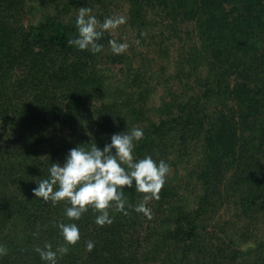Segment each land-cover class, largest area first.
I'll list each match as a JSON object with an SVG mask.
<instances>
[{
  "label": "trees",
  "instance_id": "1",
  "mask_svg": "<svg viewBox=\"0 0 264 264\" xmlns=\"http://www.w3.org/2000/svg\"><path fill=\"white\" fill-rule=\"evenodd\" d=\"M59 2L60 7L35 15L36 23L26 25L23 15L35 5L0 0V246L7 249L0 264H46L35 249L47 243L53 250L68 247L57 264H264V165H258L264 157V0ZM119 3L126 7L127 25L136 31L134 57L140 59L150 40L157 44L153 25L163 23V40L177 38L172 43L174 80L169 79L167 97L154 108L160 117L146 109L152 88L139 77L140 63L132 72L126 68V91L111 93L103 65L95 69L92 61L67 56L79 50L67 43L73 29L63 16L87 7L102 23ZM152 15L160 22L150 21ZM183 21L195 24L193 33L185 30L189 45L172 27ZM111 38L104 33L98 42L105 46ZM102 50L105 65L123 62V52ZM79 52L90 57L86 50ZM224 75L232 77L222 85ZM98 88L111 100L93 107L89 102ZM211 102L219 104L218 116L204 122L198 108ZM134 125L144 131L136 142V159L167 149L186 155L190 142L200 140L195 164L202 191L196 208L170 203L161 188L156 215L142 218L143 211L135 210L140 192L134 182L124 186L131 205L127 214L113 202L112 223L100 226L95 222L99 213L90 206L74 220L65 215L70 204L35 196L51 164H62L71 148L95 142L102 149L112 134ZM216 211L217 222L206 237L205 220ZM242 222L254 244L238 252L222 239L232 240L228 228ZM60 223L78 225L76 244H66ZM209 238L219 240L206 243ZM89 240L94 242L91 251ZM240 254L245 258L238 261Z\"/></svg>",
  "mask_w": 264,
  "mask_h": 264
},
{
  "label": "clouds",
  "instance_id": "2",
  "mask_svg": "<svg viewBox=\"0 0 264 264\" xmlns=\"http://www.w3.org/2000/svg\"><path fill=\"white\" fill-rule=\"evenodd\" d=\"M123 22V17H106L101 23L90 8L81 7L75 21L78 35L67 43L79 50L98 53L103 49V44L98 41L104 31L115 29ZM109 43L115 54L122 53L128 47L127 43L116 40ZM143 137V129L137 127L112 134L111 142L102 149L95 142L88 143L89 148H71L62 164H51L48 178L42 179L33 190L35 196L50 200L53 204L61 200L70 204L65 209V215L74 220L80 219L90 206L99 213L95 218L98 225L111 224L109 208L113 202L117 210L125 214L131 207L125 197L124 186L131 187L135 182L138 192L151 193L158 198L156 194L165 184L170 170L166 161L161 159L157 162L151 155L135 158L136 142ZM150 198L146 195L143 200ZM135 210L146 212L145 203L137 205ZM58 228L66 244H76L80 240V229L76 223H60ZM86 247L91 251L94 242L89 240ZM35 250L46 264H57L58 255L66 254L68 247L60 245L53 250L52 245L47 243ZM6 251L5 247L0 246V255L6 254Z\"/></svg>",
  "mask_w": 264,
  "mask_h": 264
},
{
  "label": "rangeland",
  "instance_id": "3",
  "mask_svg": "<svg viewBox=\"0 0 264 264\" xmlns=\"http://www.w3.org/2000/svg\"><path fill=\"white\" fill-rule=\"evenodd\" d=\"M29 3H32L33 5H35V7L31 12H26L25 15H23L24 18L22 19L21 22L25 23L26 25L30 23L32 24L36 23L35 18H34L35 15L37 14L39 15L40 13L45 12V11L47 13L48 12L51 13L52 12L51 8L55 6H58V7L61 6L59 0H30V1L28 0V5ZM25 8H28V6L25 5L24 9ZM75 14L74 13L72 15L67 14L63 16L68 21V24L70 25V27H72L73 29L70 34L71 39L76 38L77 34L75 33L78 32L76 23H75L76 17L78 15V11ZM111 17L113 18L123 17L124 18V22L119 24L117 28L104 31V33H109V35L112 37L110 40H116L118 42H123V43L128 44V47L123 51V55L125 56L123 58L124 63L114 62L111 64L107 63L105 65L106 61L105 63H103L104 58L101 59V51L93 54L90 50H86L90 53V57H87L85 56V54H81L79 52L80 50L78 49L79 51L74 52L73 54L74 57L70 55H67V56L73 60L81 59L83 60L84 63L92 61L91 63L95 67V69L98 67L101 68V65H103L104 67L103 73H105L108 77V79H106V85H107L106 88L109 91H111V93L113 91L115 92H125L126 91L129 85V84L127 85V83H130L128 81V78L126 77L127 75L126 68L130 67L131 68L130 71L132 72L133 70H135L137 66H139V63H140L139 77L143 80H147L149 82L148 87L152 88V90L149 92L150 98L148 101L145 102L146 109L152 108L151 113L158 115V111H156L154 108H156V106L160 104V101L163 97L165 98L167 97L166 87H168L169 85V79H172V81L174 80V78L172 77V75H174L173 72H175L172 70L174 68L173 67L174 61H171V58L174 56L173 49L175 48V45H172V43L174 41L175 43H177V38L174 37L173 40H166V39L163 40V37L160 35L161 30L165 29L164 26H162L163 23L161 22L160 24L153 25V27H150V28L152 29L153 34L156 37V40H158V42L156 45H154L153 41L150 40L149 43H147V46L144 47V52H143V55L140 56V59H141L140 60L139 57L137 58L133 56L134 52L136 51V50H133V44H135L136 41L138 42V40L137 39L135 40L136 38L135 29H133L132 27H129L126 23V7L120 3L117 4L116 7L113 6V12H112ZM159 19L155 15H152V17H150V21L158 20L160 22ZM194 25L195 24L193 22L183 21L180 23L177 22V24H175V26H172V27L174 28L176 32L180 30L181 36L184 38L185 41L187 40L186 42L184 41L183 43L185 45L187 44L189 45L192 42V40L189 37L190 35L185 37V32L192 31L193 33ZM168 31L170 32L173 30L169 28ZM165 33L164 34L167 35V30H165ZM192 33H190L191 36L194 35ZM45 35L47 34L45 33ZM178 36H180V34ZM103 47H104V52L108 48H110L111 50L110 43ZM77 57H81V58H77ZM110 59L111 57L108 58V61H111ZM86 69L89 71L91 68L88 65ZM121 69H124V70H121ZM215 76H216V73H215ZM231 77L232 76L230 75L222 76V79H223L222 85L225 83L224 81H227V82L230 81ZM102 89L104 88L94 89L93 91L94 95L91 101L89 102L90 104H92L93 107H98L101 104V102L111 100L110 97L105 98V94L107 93H105V90H102ZM218 107H219V104L215 105L214 102L213 103L211 102L203 110H200L198 108L199 113L202 115H205V117L207 118V119H203V121L206 122L210 119L211 120L214 119L215 116H218V112H217ZM143 109H145V107ZM238 113L239 112L236 113L235 117L238 116ZM134 127H137V126L134 125ZM200 139L201 141L202 139H204L202 135L200 136ZM197 140L198 142H196L195 140L190 142L191 151H189V153H187L186 155H183L179 153L178 151L167 149L166 150L167 153L165 154L156 153V155L152 156V158L156 160L157 162L163 159L170 166V170H169V173L167 174L165 184L162 187V188H165L167 192V195L165 196L164 199H167V201H169L170 203L174 205H182L187 210H190V211L193 208H196L197 199L202 191L201 182L199 181V178L197 177L198 176L197 172L199 171L197 167L199 166H198V163L195 164V162H197V159L200 157L199 151H200V146H201L200 140L199 139ZM258 165L259 166L264 165V157L263 159H261V161H259ZM146 195L151 198L147 201H144L143 197ZM156 195L159 197V193H157ZM136 201H138V205L142 202L145 203V207L147 211L146 212L143 211L141 215L142 218H147V217L150 218L156 215L157 210L155 212L153 210L157 206L158 202H157V198L153 197L151 193L140 192L139 195H137L136 197ZM58 202L63 205L65 204L62 200ZM109 210H112V209L109 208ZM218 215H219V211H216L212 215L207 217V219L205 220V223H207V228L204 232L208 233L206 237L212 234V232L210 231L211 230L210 228H211V225L217 222ZM245 223L246 222L237 223V224L235 223V225H230L231 227H234V228H231V227L228 228V230L233 233V234L228 233L229 237L232 240H229L226 237H224L225 239H222V241H225V243H229L230 245H233L234 249L235 248L238 249V252H244L246 251V247H248V244L249 246L251 245L253 246L254 244L252 241L253 239L250 238L249 231L244 232L243 230L244 229L243 226ZM219 225H222V223H219ZM262 231H264V228L262 229ZM242 232L244 234H242V236H239ZM218 240H219L218 238H212V239L209 238V239H206L205 241L206 243L213 244V243H216ZM251 256L253 257V253H251V255H249L248 258H251ZM244 258L245 256L240 254V256H238V258L236 259L238 261H241ZM227 259H230V258L227 257ZM221 262H223V260H221ZM230 264H238V263L233 260Z\"/></svg>",
  "mask_w": 264,
  "mask_h": 264
}]
</instances>
